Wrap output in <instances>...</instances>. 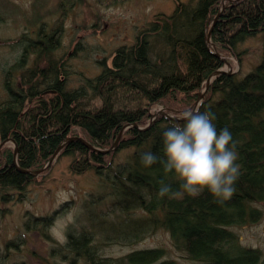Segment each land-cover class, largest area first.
Segmentation results:
<instances>
[{"label": "trees", "instance_id": "16d2710c", "mask_svg": "<svg viewBox=\"0 0 264 264\" xmlns=\"http://www.w3.org/2000/svg\"><path fill=\"white\" fill-rule=\"evenodd\" d=\"M221 2L178 1L170 15H160L142 28L131 46L117 49L111 65L98 61L102 68L94 76L81 71L75 87L68 86L63 60L48 58L58 43L53 33L39 32L36 40L24 44L19 61L10 68L22 70L20 78L14 86L7 74V98L0 102V141L12 138L17 166L34 171L48 162L67 137L81 135L106 149L125 124L145 126L153 106L177 116L192 109L209 74L224 65L208 48L210 27L216 51L239 60L246 53L240 45L262 37L255 67L243 76L213 77L198 106L201 112L213 113L217 131L227 128L235 142L240 176L231 199L221 202L207 189L190 196L177 174L165 172L160 163L150 168L141 163L145 152L164 158L163 134L183 120L158 115L145 130L130 126L108 153L69 141L58 155H74L70 166L74 172L92 170L99 179V200L109 198L111 209L123 216L111 221L93 215L91 220L98 222L95 230L69 229L66 241L51 249L66 264H178L159 247L115 257L104 252L105 245H131L159 228L168 232L174 249L191 264H264V253L243 245L233 229L257 222L264 213L260 206H264V0H225L213 24ZM31 52L37 55L35 65L23 69ZM118 149L131 152L124 162L115 164ZM13 158V147L0 149L2 200L13 192L22 196L34 178L19 171ZM161 182L172 190L162 198L157 195ZM136 210L144 215L133 216Z\"/></svg>", "mask_w": 264, "mask_h": 264}, {"label": "rangeland", "instance_id": "374dc122", "mask_svg": "<svg viewBox=\"0 0 264 264\" xmlns=\"http://www.w3.org/2000/svg\"><path fill=\"white\" fill-rule=\"evenodd\" d=\"M178 1L186 0H0V102L7 98V74L12 76L14 86L20 78L22 70H11V66L19 61L24 44L36 40L39 32L57 37V46L48 58L63 60L68 86L75 87L81 71L94 76L102 68L98 61L106 60L111 65L117 49L131 46L142 28L160 15H170ZM224 3L221 5L225 7ZM261 38L257 35L240 45L239 49H246L241 60L225 56L233 72L243 76L255 67ZM36 59L35 53H29L23 69L35 65ZM156 109L159 107L154 106L152 111ZM3 147L14 148L12 142L0 141V149ZM130 152L118 149L113 157L115 164L124 162ZM74 159V155H57L25 186L22 196L13 192L8 199L0 198V264H66L63 256L54 255L51 249L66 241L69 229L95 230L98 222L91 220L93 215L111 221L123 216L111 209L109 198L99 200V179L92 170L71 169ZM260 206L264 212L263 204ZM132 215L142 217L144 212L136 210ZM233 229L243 245L264 253V213L257 222ZM154 247L165 249L166 257L178 264H191L174 249L162 228L131 245H105L104 252L115 257Z\"/></svg>", "mask_w": 264, "mask_h": 264}, {"label": "clouds", "instance_id": "9594fccd", "mask_svg": "<svg viewBox=\"0 0 264 264\" xmlns=\"http://www.w3.org/2000/svg\"><path fill=\"white\" fill-rule=\"evenodd\" d=\"M181 119L182 125H173L163 134L164 158L145 152L141 163L146 168L160 163L165 172L177 174L183 190L190 196L207 189L221 202L231 199L240 176L231 132L227 128L217 131L213 123L215 115L201 112L198 107L183 111ZM171 191L169 185L161 182L157 195L162 198Z\"/></svg>", "mask_w": 264, "mask_h": 264}, {"label": "water", "instance_id": "95a60500", "mask_svg": "<svg viewBox=\"0 0 264 264\" xmlns=\"http://www.w3.org/2000/svg\"><path fill=\"white\" fill-rule=\"evenodd\" d=\"M225 0H222V4ZM224 9V6L221 5L220 7V11H222ZM219 16V13L213 18V24L215 23V21L217 20ZM210 34H211V27L209 28L208 32H207V35H206V40H207V45H208V48L211 50V52L213 54H215L216 56H219L221 61L223 62V64L226 66V69H224L223 67L213 71L211 74H209V76L207 77V79L205 80V87L204 89L199 93L198 95V98L197 100L195 101L192 109L194 108H197L199 106V104L201 103L202 101V98H203V92L207 89V87L209 86L211 80L213 79V77H215L216 75H219V74H233L235 72H233L231 70V67H230V63L229 61L227 60V57L225 56H221L215 49V46L214 44L211 42L210 40ZM223 65V66H224ZM163 115L164 117L166 118H171V119H175V120H182L181 119V115L180 116H177V115H173V114H170L168 113L164 108H159L158 110H156L154 113H151L150 114V119H149V122L145 125V126H137L136 124H125L124 126H122V128L120 129L117 137L115 138V140L113 141L112 145L106 149H99L97 148L96 146H94L93 144H91L90 142H88L85 138H83L82 136H71V137H67L64 142L56 149V151L53 153V155L51 156V158L48 160V162L42 166L40 169L38 170H34V171H31V170H27V169H22V168H19L17 166V162H16V153H17V147H16V143L15 141L12 139V138H8V139H5L3 140L2 142H7V141H10L12 142L13 146H14V158H13V162L14 164L16 165L17 169L23 173H27V174H30V175H38L40 172H42L45 167H47L49 164L52 163V161L55 159V157L58 155L60 149L63 147L64 144H66L67 142L69 141H75V140H78L80 141L83 145H85L88 149L90 150H95L99 153H108L110 151H113L114 149H116L117 147V144H118V141L123 133V131L130 127V126H135L137 127V129L139 130H145L147 129L154 121V119L156 118L157 115Z\"/></svg>", "mask_w": 264, "mask_h": 264}, {"label": "bare ground", "instance_id": "6f19581e", "mask_svg": "<svg viewBox=\"0 0 264 264\" xmlns=\"http://www.w3.org/2000/svg\"><path fill=\"white\" fill-rule=\"evenodd\" d=\"M221 12H222V11H220V10L218 11L219 14H220ZM218 13H217V14H218ZM157 106H158V105H157ZM158 107H159V108H163V107H161V106H158ZM153 108H154V106L150 109V113H149V114L154 113L156 110H158V109H156V110L152 111ZM159 115H160V114H159ZM157 116H158V115H157ZM157 116H156V117H157ZM162 116H163V115H162ZM150 117H151V116H150ZM149 119H150V118H149ZM70 137H71V136H70Z\"/></svg>", "mask_w": 264, "mask_h": 264}, {"label": "flooded vegetation", "instance_id": "af4514ba", "mask_svg": "<svg viewBox=\"0 0 264 264\" xmlns=\"http://www.w3.org/2000/svg\"><path fill=\"white\" fill-rule=\"evenodd\" d=\"M2 142V141H1Z\"/></svg>", "mask_w": 264, "mask_h": 264}]
</instances>
